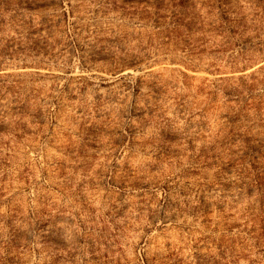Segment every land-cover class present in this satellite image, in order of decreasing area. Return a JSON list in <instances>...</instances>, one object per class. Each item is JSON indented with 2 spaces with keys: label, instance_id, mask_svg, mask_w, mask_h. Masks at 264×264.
Listing matches in <instances>:
<instances>
[{
  "label": "rangeland",
  "instance_id": "374dc122",
  "mask_svg": "<svg viewBox=\"0 0 264 264\" xmlns=\"http://www.w3.org/2000/svg\"><path fill=\"white\" fill-rule=\"evenodd\" d=\"M0 264H264V0H0Z\"/></svg>",
  "mask_w": 264,
  "mask_h": 264
}]
</instances>
